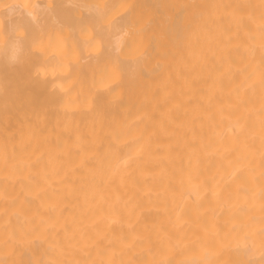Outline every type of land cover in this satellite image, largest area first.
<instances>
[{
    "label": "bare ground",
    "instance_id": "bare-ground-1",
    "mask_svg": "<svg viewBox=\"0 0 264 264\" xmlns=\"http://www.w3.org/2000/svg\"><path fill=\"white\" fill-rule=\"evenodd\" d=\"M0 264H264V0H0Z\"/></svg>",
    "mask_w": 264,
    "mask_h": 264
}]
</instances>
